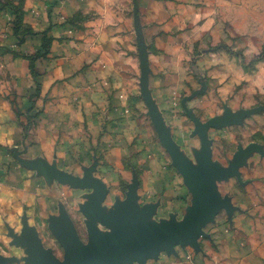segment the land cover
Masks as SVG:
<instances>
[{"label": "crops", "instance_id": "obj_1", "mask_svg": "<svg viewBox=\"0 0 264 264\" xmlns=\"http://www.w3.org/2000/svg\"><path fill=\"white\" fill-rule=\"evenodd\" d=\"M3 34L0 145L35 113L46 198L87 246L205 211L185 173L205 171L216 215L170 264H264V0H0Z\"/></svg>", "mask_w": 264, "mask_h": 264}, {"label": "rangeland", "instance_id": "obj_2", "mask_svg": "<svg viewBox=\"0 0 264 264\" xmlns=\"http://www.w3.org/2000/svg\"><path fill=\"white\" fill-rule=\"evenodd\" d=\"M30 71L34 77L37 76L35 68ZM34 114L30 112V116L25 118V112H16L21 117L20 139L15 141V145H0V264H43L39 255L61 264L67 258L70 238L76 240L79 253L90 249L86 244V232L82 224L72 215L71 209L65 206V202L58 200L59 205L54 209L52 202L46 198L45 185L52 182L53 176L44 169L41 164L43 159L37 151L34 155L30 154L27 144ZM166 147L170 151L168 145ZM136 162L143 164L147 161L138 159ZM180 163L186 167L181 160ZM199 180L203 182V177ZM205 212H184L182 217L171 220L151 236L123 241L121 246L136 248L144 245L159 235L168 234L200 218ZM182 243L183 241L173 245L171 249ZM171 249L140 262L119 264H170L174 256Z\"/></svg>", "mask_w": 264, "mask_h": 264}, {"label": "water", "instance_id": "obj_3", "mask_svg": "<svg viewBox=\"0 0 264 264\" xmlns=\"http://www.w3.org/2000/svg\"><path fill=\"white\" fill-rule=\"evenodd\" d=\"M146 102L150 105L149 101L146 100ZM185 173L206 203V212L203 216L168 234L159 235L146 244L136 248H122L121 246V238L126 232V217H122L116 221L117 224H120V229L115 232L110 245L100 246L94 242L90 246L89 251L79 253L76 240L74 238H70L67 245V258L61 264H119L140 262L158 254L161 251L171 249L173 245L181 241L192 238L200 231L199 229H202V227L212 221L217 212V205L209 192L206 177L207 174L205 171L202 175L203 182L202 180L200 181L192 177L189 172ZM88 217L91 219H99L92 214ZM39 258L43 264H56L53 260H46L40 255Z\"/></svg>", "mask_w": 264, "mask_h": 264}, {"label": "trees", "instance_id": "obj_4", "mask_svg": "<svg viewBox=\"0 0 264 264\" xmlns=\"http://www.w3.org/2000/svg\"><path fill=\"white\" fill-rule=\"evenodd\" d=\"M12 24H13L12 34L17 36V38H18V30L20 29V27H19V18L17 16V13H16V16L14 15V19L12 21ZM32 35H34V34H31V36ZM19 40L21 41V38ZM50 41H51V39L49 37H47L45 35L41 36V45H40V47L38 48V50L36 51L34 56L30 57V62H31L30 63V69H34L35 68V64H36L37 59L45 58L47 56L48 50H49Z\"/></svg>", "mask_w": 264, "mask_h": 264}, {"label": "built area", "instance_id": "obj_5", "mask_svg": "<svg viewBox=\"0 0 264 264\" xmlns=\"http://www.w3.org/2000/svg\"><path fill=\"white\" fill-rule=\"evenodd\" d=\"M0 38H1V39H5V38H6V35H5V34L0 35Z\"/></svg>", "mask_w": 264, "mask_h": 264}]
</instances>
